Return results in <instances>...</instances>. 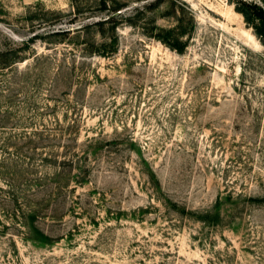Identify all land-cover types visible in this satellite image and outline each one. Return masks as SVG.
<instances>
[{
    "label": "rangeland",
    "instance_id": "1",
    "mask_svg": "<svg viewBox=\"0 0 264 264\" xmlns=\"http://www.w3.org/2000/svg\"><path fill=\"white\" fill-rule=\"evenodd\" d=\"M0 264H264V2L0 0Z\"/></svg>",
    "mask_w": 264,
    "mask_h": 264
},
{
    "label": "water",
    "instance_id": "2",
    "mask_svg": "<svg viewBox=\"0 0 264 264\" xmlns=\"http://www.w3.org/2000/svg\"><path fill=\"white\" fill-rule=\"evenodd\" d=\"M264 2V0H262Z\"/></svg>",
    "mask_w": 264,
    "mask_h": 264
},
{
    "label": "trees",
    "instance_id": "3",
    "mask_svg": "<svg viewBox=\"0 0 264 264\" xmlns=\"http://www.w3.org/2000/svg\"><path fill=\"white\" fill-rule=\"evenodd\" d=\"M245 13V12H244ZM246 14V13H245Z\"/></svg>",
    "mask_w": 264,
    "mask_h": 264
}]
</instances>
